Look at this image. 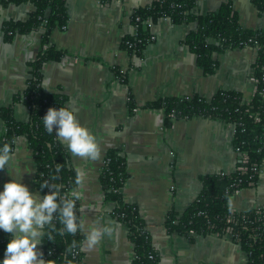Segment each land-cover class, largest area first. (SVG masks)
<instances>
[{"label": "crops", "instance_id": "1", "mask_svg": "<svg viewBox=\"0 0 264 264\" xmlns=\"http://www.w3.org/2000/svg\"><path fill=\"white\" fill-rule=\"evenodd\" d=\"M151 1L112 0L105 4L101 0H66V23L51 30L44 46L42 28L15 33L10 39L3 34V22L28 18L34 8L31 2L0 3V108L12 105L14 119L27 121V108L12 102L29 77L27 63L48 46L63 52L59 59L42 64L41 87L66 97L61 107L73 111L101 148L97 159L78 156L55 133L68 154L69 168L76 178L82 174L76 191L81 193L77 218L85 223V230H80L83 264H132L134 257L127 227L114 217L115 203L105 200L99 181L101 166L111 149L124 158L127 177L120 188L121 196L136 207L158 255L157 264H245V253L228 233L190 238L169 231L165 225L169 211L178 218L195 199L202 176L235 170L239 155L231 143L234 125L198 116L179 118L167 126L162 109L145 104L191 95L210 98L220 89L238 91L244 100H250L256 88L251 75L256 50L249 46L215 54L216 71L204 75L195 54L182 44L185 35L195 29V22L173 24L161 17L149 24L151 41L142 51L129 52L123 48L122 39L134 33L131 13ZM227 1L242 28L264 29V15L250 0H198L193 13L216 11ZM3 130L0 119V141ZM26 142L24 136L13 140L12 164L26 169L22 182L39 191L34 159ZM261 163L257 182L229 198L232 210L264 207V157ZM9 179L6 165L0 169V188ZM93 226L102 229L103 235L90 245L87 229ZM37 247L43 252L42 243Z\"/></svg>", "mask_w": 264, "mask_h": 264}, {"label": "trees", "instance_id": "2", "mask_svg": "<svg viewBox=\"0 0 264 264\" xmlns=\"http://www.w3.org/2000/svg\"><path fill=\"white\" fill-rule=\"evenodd\" d=\"M27 1L34 6L28 18L24 21L3 22L4 37L10 39L15 33L42 28L41 45L44 46L49 42L51 30L61 28L66 23V0H0V3L6 5ZM101 1L107 4L112 0ZM197 1L152 0L144 7L136 8L131 13L134 33L122 39L123 48L140 53L151 41L149 24L161 17H167L173 24L195 22V29L185 35L182 44L195 54L202 73L211 75L216 71L217 61L213 55L250 46L256 50L251 65L256 88L250 100H244L238 91L220 89L210 98L191 95L145 104L148 108H161L167 126L179 118L198 116L232 123V147L235 152L243 154V157H238L233 172L202 176L201 190L195 199L178 218L172 210L169 211L165 225L169 231L190 238L197 234L222 236L229 233L231 240L239 244L245 253V264H264V207L237 212L228 204L235 192L257 182L264 157V29L242 28L230 1L221 3L216 11L194 14ZM250 1L264 15V0ZM129 44H132L131 47ZM62 54L61 50L48 46L27 63L29 77L25 87L12 99L13 103H21L27 108V121L14 119L12 105L0 108V119L4 125L0 147L4 144L11 147L16 137H25L35 163V186L41 194L50 191L47 187L40 188L39 183L44 179L58 185L61 194L76 191V175L68 166V154L57 141L55 132L46 131L42 119L49 107H60L66 100L64 95L45 92L41 87L42 64L57 60ZM57 163L60 165L58 170ZM126 177L124 158L117 150H108L101 166L99 181L105 200L115 203L114 217L127 227L128 239L133 245L132 264H157L158 255L143 230L144 225L136 207L122 199L120 188ZM76 214L78 217L77 199ZM53 223L54 228L48 225L44 227V258L51 259L52 264H83L80 249L83 237L80 230L76 233L60 231L63 224L59 217L54 218ZM48 232L52 233V240H48ZM8 239V234L0 231V258L4 255Z\"/></svg>", "mask_w": 264, "mask_h": 264}, {"label": "clouds", "instance_id": "3", "mask_svg": "<svg viewBox=\"0 0 264 264\" xmlns=\"http://www.w3.org/2000/svg\"><path fill=\"white\" fill-rule=\"evenodd\" d=\"M42 119L48 133H52L55 126L56 136L67 141L72 153L91 159L100 157L101 148L96 137L68 107H49ZM12 161V151L8 144H4L0 147V169L7 165L11 179L0 188V230L9 237L0 264H52V260L45 259L42 250L37 247L45 241L44 227L48 225L54 228V218L59 217L63 224L60 231L76 233L85 230L84 221L78 220L76 214V199L81 193L74 191L61 194L59 186L48 179L39 184L41 189L47 187L50 191L43 194L33 191L22 182V175L27 170L17 169ZM56 167L58 170L59 163ZM76 183H82L81 173L77 174ZM102 235L103 230L98 227L87 229L90 245L98 243ZM47 236L48 240H52L51 232Z\"/></svg>", "mask_w": 264, "mask_h": 264}, {"label": "built area", "instance_id": "4", "mask_svg": "<svg viewBox=\"0 0 264 264\" xmlns=\"http://www.w3.org/2000/svg\"><path fill=\"white\" fill-rule=\"evenodd\" d=\"M134 28H135V26H134ZM131 45H132V44H129V47H131ZM238 155H239V157H243V154H239V153H238ZM241 170H242V168H241ZM260 170H261V167L259 168V173H260ZM228 234H229V233H228ZM150 257H151V256H150Z\"/></svg>", "mask_w": 264, "mask_h": 264}]
</instances>
